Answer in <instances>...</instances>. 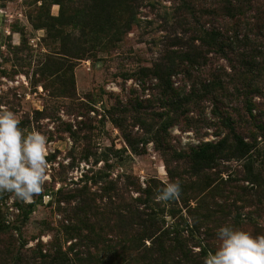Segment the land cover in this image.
I'll list each match as a JSON object with an SVG mask.
<instances>
[{
  "label": "rangeland",
  "instance_id": "1",
  "mask_svg": "<svg viewBox=\"0 0 264 264\" xmlns=\"http://www.w3.org/2000/svg\"><path fill=\"white\" fill-rule=\"evenodd\" d=\"M252 1L257 8H243L240 20L226 14L212 23L219 0H141L131 30L119 38L89 12L98 0H0V110L48 141L42 191L18 201L21 208L14 194L0 192V230L6 227L3 242L14 255L29 264H41L43 255L80 264L77 252L92 245L70 239L64 226L75 223L109 249L136 234L142 251L163 234L166 247L183 245L200 260L219 246L222 226L264 235V90L247 97L248 85L215 51L203 48L196 65L184 58L199 57L192 49L201 47L193 40L200 24L225 28L230 37L237 25L241 39L249 35L264 12V0ZM124 14L118 8L112 17L117 29L128 23ZM232 127L255 144L259 183L246 160L230 155ZM223 142L211 168L192 164L194 150ZM169 182L180 184L179 197L159 201ZM79 190L89 202L77 222L80 199L59 193ZM30 204L33 211L22 215Z\"/></svg>",
  "mask_w": 264,
  "mask_h": 264
},
{
  "label": "trees",
  "instance_id": "2",
  "mask_svg": "<svg viewBox=\"0 0 264 264\" xmlns=\"http://www.w3.org/2000/svg\"><path fill=\"white\" fill-rule=\"evenodd\" d=\"M140 1L141 0H98V3L100 4H94L89 12L92 15H100L102 17L101 19H103L108 25V27H106V29L104 30L105 34L107 32L108 34H112L113 36L118 35L120 38L131 30L130 27L133 24L132 21L135 17V10L138 8ZM219 1L221 3L220 7H223L224 9L220 10V7L218 6L216 10L209 12L210 15H208V17H212V23H219L223 20V17L226 14L229 15L230 19L236 18V20L238 21L246 15H244L243 8H257L254 7L252 0ZM246 1H249V3H244ZM102 4L104 6L103 11L101 9ZM118 8H120L123 13H125L124 18L126 16V21L128 22L126 25H121L120 29H117L116 23H114L115 25L113 24L112 18L113 16H115L114 14H116ZM191 9L193 11V8ZM176 10L179 11L180 8L175 9V11ZM193 14L194 13H192V15ZM90 16L91 15H89L88 17ZM254 19L255 24L253 25V27L249 28L251 30L250 34L245 36L243 35L242 39L240 38V30L237 28V25H233L235 33L233 37H230L229 30H225V28L221 30L220 28L214 26V24H210L209 29H204L205 26H203L199 22L198 24L201 25V30L195 31L196 34L193 37V40L196 39L197 41H200L201 47L195 46L194 49H192V51L195 54L199 55V57L196 58L193 55L186 54L184 58H187L192 65H196L199 58H205L204 52L202 51L203 48L207 49V52L212 50L218 54H221L222 56L228 57L229 61L232 63V69H234V72H237L238 77L248 85V89L245 92L247 97L256 94L262 95L264 90L263 86L261 87V83L263 81L262 72H264V43L261 42H264V12L261 11V13H258ZM90 28L95 31L100 29L98 25L90 26ZM258 41L261 43L259 45L260 47L256 45V42ZM240 43H243L241 48H236L235 46ZM233 50L236 53H234ZM227 53H232L233 58H231V56L229 57ZM163 71L165 72V70ZM163 71L161 69H158V72ZM252 102H247V108L250 113H252L253 110ZM226 121L229 123V119ZM231 130L233 134V145L231 147L230 155L232 156V158L246 160V167L248 168V172L250 173L251 177L254 178L253 182L259 183V177L252 176L254 174V142H247L245 140L246 138L240 132L235 131L233 127L231 128ZM226 147V142H223L218 146L200 147L197 150L193 151L192 155L190 156V160L195 167L211 168L216 164L219 156L221 157V155L224 153ZM79 192H81V190L76 191V193ZM74 194L60 192L59 196L65 198V200L67 201H71L73 199H77L78 196L83 195L82 193L76 195ZM61 197L59 198L58 202H60ZM78 199H80V203L78 204L79 208L74 210V217L77 222L80 219V212L87 211L89 202L83 199V197H80ZM18 201L22 203L23 200H17V206L21 208L22 206L18 203ZM27 207L29 211L23 212L22 215L25 214V216H29V214L33 211L32 209L35 207V204H30ZM240 217L241 216H239L238 219H240ZM81 223L84 226H87V222L84 219H81ZM64 227L66 233L70 236V239H78V241L80 240L82 243L88 242L92 245V247L87 248L84 253L77 252L80 264H113V262H115L114 264H204L203 259L200 260V258L195 257L196 255H193L190 251L184 250L185 248L183 245L176 247L170 246L173 248V250L170 247H166V239L164 238L165 235L163 234L161 236H157V240L154 243V245L158 243L156 247L153 246L150 248H145L142 251H140V244L138 246L140 237H138L136 234L131 235V237L127 238V240H124V242L120 244V249H109L108 245L101 246L102 240L98 235H95L96 237L83 235L79 223ZM6 230L7 229L5 226H2L0 230V264H8L9 260L10 264H29L25 261L22 262V258L18 255H14L11 248H9L7 244L3 242L5 240L4 234H6ZM90 244L86 246L90 247ZM101 247L102 251H104L105 253L104 255H101ZM107 252L108 256L106 257L105 255L107 254ZM42 257L46 258H43L41 264H47L49 262H51L52 264H56L60 260V258L58 257H53L51 260H48L47 256L45 255H43Z\"/></svg>",
  "mask_w": 264,
  "mask_h": 264
},
{
  "label": "clouds",
  "instance_id": "3",
  "mask_svg": "<svg viewBox=\"0 0 264 264\" xmlns=\"http://www.w3.org/2000/svg\"><path fill=\"white\" fill-rule=\"evenodd\" d=\"M11 110H0V192L31 201L42 191L47 172V137L37 130L25 132ZM180 184L169 182L158 196L159 201L179 197ZM219 246L209 252L204 264H264V235L232 226L217 231Z\"/></svg>",
  "mask_w": 264,
  "mask_h": 264
},
{
  "label": "water",
  "instance_id": "4",
  "mask_svg": "<svg viewBox=\"0 0 264 264\" xmlns=\"http://www.w3.org/2000/svg\"><path fill=\"white\" fill-rule=\"evenodd\" d=\"M1 23H2V12L0 10V41H1V38H2Z\"/></svg>",
  "mask_w": 264,
  "mask_h": 264
}]
</instances>
